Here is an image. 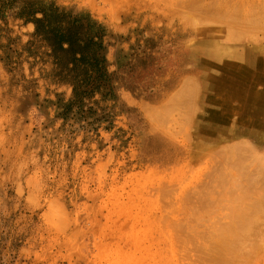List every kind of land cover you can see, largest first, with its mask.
<instances>
[{
	"label": "rangeland",
	"instance_id": "1",
	"mask_svg": "<svg viewBox=\"0 0 264 264\" xmlns=\"http://www.w3.org/2000/svg\"><path fill=\"white\" fill-rule=\"evenodd\" d=\"M188 1L0 0V264H216L184 223L219 176L258 172L260 190L264 74L185 96L200 74L189 4L238 0ZM212 106L217 143L196 134ZM263 220L236 264H264Z\"/></svg>",
	"mask_w": 264,
	"mask_h": 264
},
{
	"label": "bare ground",
	"instance_id": "2",
	"mask_svg": "<svg viewBox=\"0 0 264 264\" xmlns=\"http://www.w3.org/2000/svg\"><path fill=\"white\" fill-rule=\"evenodd\" d=\"M241 1L238 0L236 2H233L232 0L234 4L231 2L232 5L229 7L230 4H227V0L226 4L228 7L222 2V6H219V8H213V4L206 7H201V3V5H197L199 1L197 3L196 1H194V3H192L191 1V3L189 2V6L192 4V6H190V10L193 9L191 16H195V18H193L195 21H193V19L188 16L190 20L192 19L191 21L193 23L195 22L194 24L191 22L189 24H191V26H194L193 28L196 27L197 29H195L199 34L197 45L193 49L189 50V55L191 59L195 61V64L197 66L196 70L197 72L199 71L200 74L196 76L197 78L193 77V80L195 81H193L192 79L190 80L191 82H196V84L193 83V87L194 85H196L194 87L195 90L194 88L189 89L188 85L190 86V84L187 85L188 89H185L186 91L184 90L186 86L184 88H180V91L183 89L186 93L185 96L189 94L187 93L188 90L189 92L190 90H193L196 93L205 92L208 90L212 92L215 89L217 90L222 89L224 87H229L228 94L233 97L234 95H238L245 90V87L251 77L256 75L260 76L259 74L262 73L264 74V45H261V40L263 39L264 41V17H262L263 19L261 18V15L264 11V2L260 3V5L254 6L252 1H246V4L244 3L245 0L242 3H239ZM209 2L206 3L208 4ZM213 2L216 1L214 0ZM219 2H221V0ZM219 2L218 5L221 4ZM185 3L187 6L188 3ZM214 5H217V2L216 4L214 3ZM188 18H186L187 23L190 21H188ZM257 31L261 32L259 33L261 35L259 38L257 37ZM184 84L185 83H183V86ZM181 94H179L181 97L184 96L183 94ZM186 103L184 102V104ZM182 105L180 104L181 107ZM186 107L183 108H185L186 110ZM212 107V109L208 110V112L210 113V125L207 126L206 129H204L200 125L196 131V134L202 137L203 139H212L217 143L226 140V138L224 135L217 136V134L220 133L216 131L217 129L215 126H222L224 125V121L227 120H225L223 110L221 111L220 109H216L217 106ZM190 117L193 118L194 116ZM253 147L255 146L253 145ZM247 153L249 154V151ZM257 159L258 158H256V160ZM262 159V162L264 164V158ZM236 165L237 170L240 172V176H244L242 168H239L240 166L238 165V163H236ZM222 169L223 168L221 167V170ZM218 172L220 173V171ZM259 173L260 176L258 175L259 177H256L258 179L256 182L260 180L261 183H258L263 186V188L262 186H260L262 188H260V190H262L260 191L258 188L259 184H257L259 192L256 191L257 189L255 191L253 189V178H255L253 176L254 174L257 175L258 172L257 174L253 173L251 176L244 177L247 182V185L233 184V181L231 179L222 176L215 178L216 184H214V181L211 180V183H213L215 187L211 188L208 193L206 192V194L208 195H205V197L202 196L203 198H201V200L203 201L202 206H204L202 210L203 212H200L201 216L197 217L196 214H193V217L192 215L189 217L194 220H188L187 224H189L186 226L184 223V227H186V229H190V227H193V229H191L193 232H195L194 230L198 229L195 232L197 236L194 233L193 234L195 236H192V233H187L191 234L189 235V237L191 236V239L196 238V243H194V247L199 246V249L205 250L206 248L208 249L210 247V243L212 244V246H214L215 249H211L210 247V252L211 250H215L214 253L217 252L216 260L218 263L216 262V264H236L240 260L243 261V258L247 257V255L249 254L246 253L247 249L251 247H257L255 239H250V237L258 233L260 228V222L264 219V174H261L260 171ZM255 193L256 198H253ZM208 196L210 198L212 197V202L210 201L209 203L214 204L213 206H211L212 204L209 205L208 202H206V197ZM250 196H252V199L250 198ZM187 231L189 232L190 230ZM204 238L209 239V245L206 244L208 240L206 241ZM202 239H204L206 243ZM200 240L201 242L203 241L204 246L208 245L209 247L205 246V248L203 244L200 243L201 246L204 248L203 249L200 247V245H196L199 244L197 241ZM187 243H190V241H188ZM187 243L186 246L188 245ZM183 245L181 246L183 247V252H185L186 246L184 247ZM194 247L192 248L191 246L192 251H190V255L188 254L189 258L193 256L192 253ZM197 247L195 248L194 252L198 250ZM206 250L205 252L203 251L204 253H199L197 251L199 253L197 255L202 254L200 258L204 257L206 259V255H212V252L211 254H208L209 249L207 251L208 253L206 252ZM197 252H195L194 255ZM203 254H205V256H203ZM197 258H199V256L196 257V259ZM196 259V262H201L199 261V259ZM189 261L191 263L192 260Z\"/></svg>",
	"mask_w": 264,
	"mask_h": 264
}]
</instances>
